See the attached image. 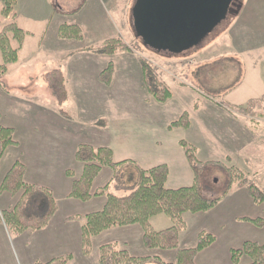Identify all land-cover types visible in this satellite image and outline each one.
<instances>
[{"label": "crops", "instance_id": "obj_1", "mask_svg": "<svg viewBox=\"0 0 264 264\" xmlns=\"http://www.w3.org/2000/svg\"><path fill=\"white\" fill-rule=\"evenodd\" d=\"M20 2L21 3L19 4L17 0L12 18L10 17L6 20L8 22H16L18 26L27 33V37L19 51L17 62L8 65L7 75L23 72L24 69L30 71V66H37V64L39 67L45 66L46 70L47 62L51 61L52 64L56 66L51 69V71L54 69H61L63 71L66 87L70 96L69 100L63 106H59L58 103L55 105L41 102L28 108L23 105L24 97H16L8 91L7 82L5 80V83L3 84L4 87L6 86L5 89L0 86L1 123L4 127L12 128L14 130V139L16 142L15 145L7 149L1 160L0 176L2 173H5L6 175L10 169L19 162L26 168L24 178L25 183L50 190L57 204V211L45 228L37 232L25 231L23 233H15L19 238H23L28 233H31L30 235H32L30 243L34 253L30 254L25 250V246L28 245V240H26L23 242L22 249L24 257L27 259L28 264H34V261H37L38 263H47L53 259L66 256H71L68 264H99L100 248L105 244L114 243L119 249L127 250L129 253H131L130 250L143 251L141 248L143 245V228L140 225H132L128 227H119V229L129 231L127 232L128 240L119 243L116 238L109 237L114 233L111 231L118 228L107 230L92 239L91 252L90 254L85 255L82 247V229L85 222L82 220H68L69 218L76 216H86L101 211L106 205L107 199L104 196H99L93 197L87 202H83L70 197L73 181L80 179L84 171V164L77 160L76 153L79 146L86 144L74 142L73 125L75 121H78L79 123L81 122L79 119L74 120L66 111V107L70 106L73 110L79 109L80 106L86 108L85 102L88 101L89 97L84 96V94L98 92L103 96L108 95V90H111L114 81L112 80L110 85H104L99 80L100 73L106 68L107 60L114 61L116 57H124L126 55V58L129 59L128 61H135L133 62V67H139V60L134 58L133 54L126 51L119 52L115 56L110 57L98 55L93 51H89L88 48L78 49L77 47L75 49V46L71 44L72 40H63L58 37V30L63 24H58L56 26L57 36L53 35L54 28L51 30V36L53 35V37L50 38V27L47 23L49 16L54 14L53 7L50 4L51 0H22ZM255 3L254 7L250 6V10L245 6L243 7L240 15L230 28L232 31L229 32L234 49L231 56L237 58V61L240 63H244L245 67L247 65L246 62H251L253 65L255 64L254 67H262L264 65V6L258 2ZM129 7L130 4H128L127 8L129 9ZM126 21L127 25H129V20L127 19ZM126 32L127 29L124 28L120 37H122L125 43H128L129 38L127 37ZM70 47L73 48L71 49ZM66 54L67 56H65ZM68 55L71 57L77 55V58L85 57L87 55L86 57H89L87 60L88 62L90 61L89 59H91L99 65L94 66L93 69H87L86 71H80L79 66L64 69L67 62L65 58L68 57ZM82 59L84 60V58ZM116 61L117 60H115V68ZM80 63L82 62L77 60V64L80 65ZM31 74L32 72H29L26 76L29 77ZM45 74L44 71L39 73L42 78H44ZM116 77L117 73L115 72L114 78ZM70 81H73L78 85V88H74V95L69 89ZM244 81L242 84L240 81L235 89L241 88V86L244 85ZM21 82L23 83L22 80ZM143 91L144 90H142V93L146 96L145 101L147 104L155 106L159 103L149 94L147 89L146 92ZM228 95L229 94H227L226 97H228ZM259 98L261 97H251L246 100L245 103L247 104L250 100ZM260 100H262V98ZM226 103L229 106H245V103L232 104L228 101H226ZM105 105L107 106V109H111V99L108 100ZM61 110H65L64 112L67 113V115L62 113ZM145 115H147V113ZM181 115L182 114H180L179 117H181ZM214 115L222 119L228 118L226 121H228L229 124L231 122L232 128L234 129L235 127L237 129L239 127L241 128L240 125L242 123H239L247 119V144H249V142H255V127L253 126L256 119L255 116L238 114L229 111L224 107L214 110ZM100 120L102 119L92 120L91 123L93 125H99L97 123ZM173 122L174 121L171 123ZM249 124L252 125L251 129ZM190 127V129L179 128L171 130L169 132L170 134L163 137V139L156 137L151 139L142 138L143 140L138 139L137 141H132L122 136L116 145L111 141L112 144L109 146L113 151L114 160L117 163L132 161L143 170L166 165L169 168V177L166 184L168 189L176 190L190 187L194 183V173L187 160L185 152L180 145L181 141L187 142V138L185 137L182 139L181 137H178L176 139V137H174L175 135H178L181 130L183 134L187 136V132L192 129V119ZM105 128L106 125L103 126V129ZM224 129H228L231 133L228 138L222 133L224 134L223 142L226 143V146L227 141L233 142L234 144L239 143V147L248 146L242 144L240 137H237V132H234V130L229 128ZM249 136H251V138ZM188 143L192 144L189 141ZM250 153L251 152H248L243 155V157H247L246 159L248 161V166L244 165L242 167L245 168L243 171L235 166V164L238 165V161H234L233 156L230 154H225V160H201L202 162H219V164L208 165L204 169L202 175L208 168H215L224 171L227 175L225 185L222 189L224 190L229 182L227 168L234 167L245 173L247 176L252 174L254 178L253 184L262 190L264 188V167L256 165L260 161L257 160L254 153H252L253 156L251 158ZM251 163L255 164V168H250ZM104 169L94 181L92 189L93 193L107 184L110 183L111 185L113 183V173L106 172L107 168ZM69 171L73 174L72 177L67 175V172ZM103 173L107 174L104 178V184L99 185V189L96 188V190H94L95 184L102 179ZM262 191L264 192V190ZM204 195L207 197L217 196ZM6 203L7 205L3 207L4 211L11 210L16 205V203L12 205L14 201L12 203L11 198L7 199ZM256 205L258 204H256L249 195L247 187L240 186L236 182L229 193L222 199L220 204L213 210L195 214H185L183 220L186 226L188 218L198 224L201 233H209L215 237V241L207 249L199 253L196 259V264H202L200 262L204 259L203 255L205 253H210V250L216 252V254H212L211 264H234L231 258V252L233 250L240 249L243 244L248 241L263 244L264 241L254 239L257 236L255 230L257 226L246 220L254 218L244 215L249 214L246 212L250 211H252L253 214ZM157 217L152 218L150 221L151 227L155 231H162L174 225L173 223H170L165 229H159L156 226L161 223V220ZM236 226H238V228H236ZM186 231L187 227L185 232ZM225 232L227 233L225 234ZM181 234L180 249H184L182 247ZM222 249L224 253L222 260L225 262L220 261L221 255L218 254L221 253ZM176 253L172 259L176 257Z\"/></svg>", "mask_w": 264, "mask_h": 264}, {"label": "rangeland", "instance_id": "obj_2", "mask_svg": "<svg viewBox=\"0 0 264 264\" xmlns=\"http://www.w3.org/2000/svg\"><path fill=\"white\" fill-rule=\"evenodd\" d=\"M20 1L22 0H18L19 4L21 3ZM135 2L136 0H51L50 4L53 7L54 14L49 16L47 23L50 27L49 37L53 28V35L57 36L56 26L58 24L67 26L78 25L82 29L84 40L63 39L60 36L59 30L58 37L63 40H72L71 44L75 46V49L77 47L78 49L88 48L90 51V49L101 47L107 40L119 38L124 28H126V34L129 38V42L126 44L130 48L128 53L133 54L137 60L145 59L151 62L157 69L159 80L165 83L173 94L166 104L157 103L155 106L147 104L145 101L146 96L142 93V90L146 92L147 87L140 65L139 67H133V62L135 61H128L129 59L126 58V55L124 57H116L114 75L116 72L117 77H113L114 83L111 90H108V95L103 96L98 92L84 94V96L89 97L88 101L85 102L86 108L80 106L79 109L73 110L70 106L66 107L69 115L74 120L79 119L81 122L75 121L73 125L74 142L88 144L94 148L107 147L111 149L109 145L112 142L116 145L122 136L132 141L156 137L163 139V137L170 134V123L177 121L180 118V114L187 112L190 120L192 119V129L187 132V136L181 130L174 137L176 139L178 137L182 139L186 137L187 142H191L196 147L197 157L200 161L225 160V154H230L233 156L234 161H238V165L235 164V166L243 171L245 168L242 167L244 165L248 166L247 157L245 158L243 155L251 152V158L253 156L252 153H254L257 160L260 161L256 165L264 167V65L262 67H254L255 64L246 62L247 65L245 67L244 63H240L237 61V58L232 57L231 54L234 52V49L231 36L229 35V32L232 31L230 28L240 15L243 7L245 6L250 10V6L254 7L255 2L264 6V0H234L227 18L200 45L180 55L156 53L146 48L142 40L135 36L130 20L131 10ZM128 4H130L129 9L127 8ZM2 8L3 3L0 1V31L9 23L6 19L12 18L13 15L8 18L3 17L1 15ZM127 19L129 20V25H127ZM120 38L122 39V37ZM70 48L72 49L73 47ZM86 56L77 58V55H74V57L68 55L65 58L67 62L64 69L79 66L80 71H86L99 65L91 59L88 62L89 57ZM77 60L82 63L78 65ZM115 60H107L106 67L109 61L113 62L115 67ZM2 64L3 57L0 53V65ZM46 65V70L45 66L39 67L37 64V66H30V71L24 69L23 72L12 73L11 75H6V79L4 78L7 82L8 91L16 97H24L23 105L28 108L41 102L57 104L52 90L49 89L43 80L44 78L39 75L41 71L47 73V71L49 72L56 67L51 61L47 62ZM29 72H32V74L28 77L26 75ZM239 75H241V84L245 80L244 85L241 88L228 92V86L235 82ZM75 85L76 83L73 81L69 82V89L72 93L74 88H78V85ZM1 87L5 89L6 86L1 85ZM227 94H229L228 97H226ZM251 97H261L263 104H261V108L257 109V117L255 116L256 119L253 125L255 127L254 135L256 140L247 144V119H241L245 120L239 123H242L240 125L242 129L240 127L238 129L235 127L234 129L232 128V123L230 122L229 124L226 121L228 118H218L214 115V110L223 107L221 105L223 103L227 104L226 101L232 104L245 103ZM110 99L112 101V108L107 109L105 103ZM146 113L147 115H145ZM64 114L67 115L65 112ZM99 119H102L97 123L99 125L91 123L92 120ZM104 125H106L105 129H103ZM249 126L251 129L252 125L249 124ZM224 128L237 132V137H240L242 144L248 146L239 147V143L234 144L229 141H227L226 146V143L223 142L224 134L228 138L231 133L228 129ZM249 137L251 138V136ZM250 168H255V164L251 163ZM106 170V172L113 173L110 168ZM106 175V173H103L102 179L95 184L94 190L96 188L99 189V185L104 184ZM5 176V173H2L0 176V186ZM226 177V173L222 170L215 168L206 169L202 175L203 193L207 195H219L223 191ZM248 177L250 182L254 183L253 175H248ZM136 181V169L128 166L121 170L117 180H114L109 185L108 191L117 196L128 195L129 186H134ZM21 194L14 197L10 193L0 190V264H28L22 250L23 242L26 240H28V245L25 246V250L30 254L34 253L30 243V239L32 238L31 233H28L23 238H19L14 232L8 231L1 216V213L4 211L3 207L7 205V199L11 198L12 203L14 201L12 205H14L20 199ZM263 211L264 205H256L253 214L250 211L246 212L249 214L244 215L254 219L264 218ZM157 218L161 220V223L156 226L159 229H165L170 223H173L166 215H160ZM186 227L187 231L185 232V228L181 232L182 247L184 249L194 248L198 243L199 234L201 233L200 228L195 221L188 218ZM255 230L257 236L254 239L264 241V227H256ZM26 231L37 232L39 230L29 229ZM111 232L114 233H110L109 237L116 238L119 243L128 240L127 232L129 231L118 228ZM143 245L141 247L143 251L130 250L132 253L130 254L135 257H151L153 259L145 264L175 263L176 257L172 258L177 251L161 249L146 250ZM212 254H216V252L210 250V253H205L203 255L204 259L200 263L211 264ZM218 254L221 255L220 261L225 262L222 260L223 249ZM157 259L161 262L157 261ZM34 262V264H40L37 261ZM249 262L250 259L244 256L241 258L240 264H247Z\"/></svg>", "mask_w": 264, "mask_h": 264}, {"label": "trees", "instance_id": "obj_3", "mask_svg": "<svg viewBox=\"0 0 264 264\" xmlns=\"http://www.w3.org/2000/svg\"><path fill=\"white\" fill-rule=\"evenodd\" d=\"M3 3L1 15L10 17L17 0H0ZM80 10V9H79ZM78 12V11H77ZM13 16V15H12ZM132 24V19H131ZM63 39L83 40L82 29L78 25H62L59 28ZM27 33L14 21L7 23L0 31V53L3 64L0 65V86L4 84L8 65L16 63ZM127 44L119 37L107 40L101 47L90 49L102 56H115L118 52L130 51ZM144 81L149 94L159 103L166 104L173 96L170 88L159 80L156 67L145 59H139ZM115 67L113 62L100 73L99 80L104 85H110L114 77ZM44 81L52 90L59 106H63L69 99L65 76L61 69H54L44 75ZM241 81V75L230 84L227 91L235 89ZM262 101L250 100L245 106H229L223 103L221 106L229 111L256 116L257 109ZM62 113L63 110H61ZM0 114V163L7 149L16 144L14 130L4 127ZM190 116L187 112L171 123L170 130L189 129ZM187 160L194 173V183L190 187L171 190L166 187L169 177V168L160 165L149 170H143L132 161L115 162L113 151L107 147L94 148L90 145L79 146L76 158L84 164V171L80 179L74 180L70 197L87 202L93 197L104 196L106 205L101 211L86 215L76 216L68 220H82V247L85 255L90 254L92 239L101 233L119 227L140 225L143 228V244L146 249H161L177 251L173 264H196L199 253L207 249L215 237L209 233L199 235L196 247L180 249V234L186 228L183 216L187 213L208 212L216 208L222 199L229 193L234 183L246 186L249 195L258 205H264V192L251 183L248 176L242 171L231 167L227 168L229 182L227 187L217 196L207 197L203 194L202 173L209 164L219 162H202L197 157V149L192 144L181 141ZM136 169L137 181L134 186H129V194L117 196L108 191L109 184L92 192L94 181L104 168H110L113 172L112 181L117 180L118 174L127 167ZM26 168L17 162L4 177L0 190L13 196L21 194L20 199L11 210L1 213L2 220L9 231L23 233L26 230H41L45 228L57 211V204L50 190L25 183ZM67 175L72 177L69 171ZM166 215L173 226L162 231H155L150 224L152 218ZM257 227H264V218L246 219ZM247 256L250 262L247 264H264V243L245 242L238 250L231 252L234 264H240L241 258ZM71 256L53 259L40 264H68ZM153 259L132 256L128 251L119 249L116 244H106L100 248L99 264H145ZM157 261H160L157 259ZM161 262V261H160ZM165 264V263H163Z\"/></svg>", "mask_w": 264, "mask_h": 264}, {"label": "water", "instance_id": "obj_4", "mask_svg": "<svg viewBox=\"0 0 264 264\" xmlns=\"http://www.w3.org/2000/svg\"><path fill=\"white\" fill-rule=\"evenodd\" d=\"M234 0H136L132 29L156 53L180 55L211 34L228 16Z\"/></svg>", "mask_w": 264, "mask_h": 264}]
</instances>
